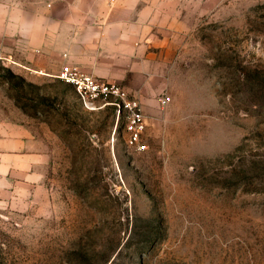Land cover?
I'll list each match as a JSON object with an SVG mask.
<instances>
[{"label":"rangeland","instance_id":"rangeland-1","mask_svg":"<svg viewBox=\"0 0 264 264\" xmlns=\"http://www.w3.org/2000/svg\"><path fill=\"white\" fill-rule=\"evenodd\" d=\"M171 1L185 28L144 149L114 104L0 49V86L55 132L42 180L0 194V264H264V0Z\"/></svg>","mask_w":264,"mask_h":264},{"label":"crops","instance_id":"crops-1","mask_svg":"<svg viewBox=\"0 0 264 264\" xmlns=\"http://www.w3.org/2000/svg\"><path fill=\"white\" fill-rule=\"evenodd\" d=\"M5 5L0 2L3 58L40 82H62L57 74L70 62L122 83L142 107L169 92L181 45L176 30L185 28V16L173 1L12 0L11 7ZM53 134L45 118L26 112L0 86V194L42 180Z\"/></svg>","mask_w":264,"mask_h":264},{"label":"built area","instance_id":"built-area-1","mask_svg":"<svg viewBox=\"0 0 264 264\" xmlns=\"http://www.w3.org/2000/svg\"><path fill=\"white\" fill-rule=\"evenodd\" d=\"M57 75L74 85L84 107L97 109L107 103L114 104L118 119L124 120L128 144L138 150L146 148L143 141L145 112L140 99L125 85L96 76L70 62L64 63Z\"/></svg>","mask_w":264,"mask_h":264}]
</instances>
